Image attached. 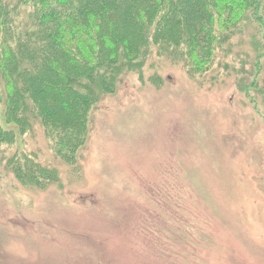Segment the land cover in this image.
<instances>
[{
  "label": "rangeland",
  "instance_id": "rangeland-1",
  "mask_svg": "<svg viewBox=\"0 0 264 264\" xmlns=\"http://www.w3.org/2000/svg\"><path fill=\"white\" fill-rule=\"evenodd\" d=\"M32 2L0 0L5 30L29 44L44 0ZM241 37L229 69L198 80L151 47L65 162L35 112L7 117L0 89V264H264V57L255 67ZM24 156L58 177L37 187L15 175Z\"/></svg>",
  "mask_w": 264,
  "mask_h": 264
},
{
  "label": "trees",
  "instance_id": "trees-1",
  "mask_svg": "<svg viewBox=\"0 0 264 264\" xmlns=\"http://www.w3.org/2000/svg\"><path fill=\"white\" fill-rule=\"evenodd\" d=\"M32 1L36 6L42 0ZM39 5L43 20L29 14L37 21L29 44L25 32L10 36L6 31L12 15L0 3L6 29L0 37L5 80L0 89L8 92L7 117L21 125L26 116L12 111L35 112L64 162L86 144L91 109L104 94H114L119 74L139 68L151 47L157 56L181 64L194 80L220 67L228 70L222 58L237 56L236 38L248 28V40H241L253 47L254 66L264 57V0H44ZM245 71L242 63L237 72ZM12 161L15 175L41 184L37 187L58 177L56 168L27 156L21 164Z\"/></svg>",
  "mask_w": 264,
  "mask_h": 264
}]
</instances>
